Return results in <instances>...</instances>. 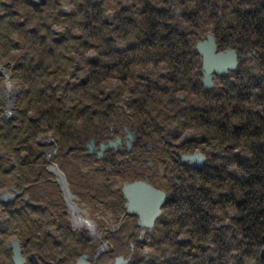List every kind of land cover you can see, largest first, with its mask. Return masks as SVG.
I'll use <instances>...</instances> for the list:
<instances>
[{
    "label": "trees",
    "instance_id": "trees-1",
    "mask_svg": "<svg viewBox=\"0 0 264 264\" xmlns=\"http://www.w3.org/2000/svg\"><path fill=\"white\" fill-rule=\"evenodd\" d=\"M22 1L18 5L19 9L16 4L5 5L4 1H0V61L4 64L9 62L5 67L10 70L12 84L20 90L17 93L15 120L0 118V189L15 183L16 190L21 191L13 204L0 206L3 222L6 223L5 230L0 232L4 237L2 239L18 240L24 246L22 256L36 254L45 257L41 261H47L48 264H68L77 254L76 247L81 251L88 248L80 238L82 233L71 231L66 224L60 187L45 174L44 165L48 164L42 161L41 152L34 154L29 144L38 135L49 134L67 152L64 155L67 160L71 155L79 160L78 171L72 169L71 172L74 170L75 173L71 176L65 169L70 168L72 162L67 164L60 161V165H56L65 175L71 193L81 197L82 191L91 188L84 185L88 179L80 173V168L101 165L102 169H90L89 173L112 175L128 181L143 179L145 175L142 167L140 170L132 167L141 166V154H146L148 144L158 145L159 148L152 150L153 154H158L160 150L167 152L174 147L170 145L177 143L180 136L190 130L192 136L185 140V147L198 149L202 144L207 147V144H211L209 140L228 144L230 148L241 145L244 147L241 150L243 156L238 168H242V172L247 169L253 173L249 177L240 175V178L229 174L230 182L227 181L228 174L225 171L234 157L226 156L218 160L220 163L226 161L223 168L218 166L208 171L207 166H204L188 178L180 175L188 182L183 186V192L175 193L177 211H183L192 204L203 216L195 220L196 224L187 230L191 240L193 237L198 242L192 244L189 240L186 247H180L175 243V235L178 237L185 231L173 234L170 228L164 229L157 222L149 233L150 240L140 249L142 251L147 247L157 251L163 259L159 264H249L253 250L261 243L258 231H262L260 227L252 226L250 217L264 219V207L256 212L252 201L253 196L259 197L264 193V176L260 175L259 170L260 166H264V59L260 56L253 66H249L253 59H245L232 75L224 77L233 78V82L221 81L217 83L219 89L204 91L216 98L217 94H225L227 98L224 108L207 107L203 94H196L197 90L192 89L197 86L201 89L202 86L199 84L200 58L193 51L197 37L191 30L197 26L196 22L193 23L194 17L202 22V19L211 20L215 25L213 34L216 35L220 49L230 47L238 52L247 50L253 45L252 42L258 41L252 40L254 33L264 34V18L259 16V11L239 9L240 6H250L251 0H225L227 6L224 19L218 16L219 0H181L180 7H173L166 2L162 8L159 3L154 7L152 3H147L142 11L132 4L130 8L121 9L110 25L103 23L109 6L105 0H83L81 4H73L78 0H62L69 3L70 11L67 12L55 11L61 6L60 0H46L40 6ZM234 13L238 17L227 19ZM189 21L193 26L187 32L185 24ZM53 23L55 26L63 24L65 30L62 35L54 34L51 28ZM218 29L221 33L219 36ZM136 34L141 36L137 43L120 50L118 43ZM219 37H222L221 41ZM91 52L97 55L94 62L88 58ZM9 59L13 60L10 62ZM79 60L88 69V75L84 80L69 82L71 70L84 69L78 63ZM148 68L152 69L147 76L143 71ZM257 68L262 70L255 72ZM139 70L142 72L136 75ZM137 77L145 82L138 84L140 89L129 84V80ZM151 78L156 79L150 81ZM113 80L118 81V88L107 91L106 82ZM179 91L193 93V98L197 96L199 107L190 104L183 106L186 98L184 102L178 101L175 104L174 94ZM126 92L132 97L129 96L123 102L124 97H127ZM122 104L126 110H131L128 120H132L136 128H132L137 140L132 144L131 151L124 149L122 154L106 151L100 160L95 155L87 156L85 146L91 139L99 146L115 132L110 129L115 130L118 120L121 122L124 117ZM167 105H170L169 109ZM258 108L260 110L257 111ZM235 119L240 128H231ZM205 131L209 134H204ZM250 162L253 163L252 167ZM207 171L209 176H213H210L211 181L206 178ZM223 176L229 191L227 194L225 190V196L224 190H221ZM232 181L239 183L237 190L246 199L242 201V206L239 205L244 215L240 220L245 225L236 229H215L218 243H213L218 245V250L212 248L211 254H206L211 248L203 250L205 235L210 230L214 216L207 215L208 209L205 212L201 206L205 200H212L214 204H219L224 198L226 202L232 200L230 192L236 186ZM207 182L219 190L214 198L207 192ZM47 190L50 193L45 194ZM52 190L59 197L55 203L50 204L45 200L55 196ZM95 190L100 198L103 191L112 198H116L119 192L111 193L105 184L90 192ZM169 207V203L165 204L164 213L167 215L164 216L169 217ZM209 213H212L210 209ZM182 226H186V223H182ZM52 228L54 233L50 231ZM113 237L108 239V253L99 257L97 264H104L106 258L114 261L127 252L130 264H155L152 258L144 261V258L139 257L141 251L133 253L129 244L126 247ZM58 239L62 242L58 243ZM0 260H4L1 264H13L9 251H1Z\"/></svg>",
    "mask_w": 264,
    "mask_h": 264
},
{
    "label": "rangeland",
    "instance_id": "rangeland-1",
    "mask_svg": "<svg viewBox=\"0 0 264 264\" xmlns=\"http://www.w3.org/2000/svg\"><path fill=\"white\" fill-rule=\"evenodd\" d=\"M0 1H4L6 3L5 5L16 4L17 8H18V5L23 2L22 0H0ZM25 1H27V3H29V4L31 3V5H35V6H40L42 4H45V2H46V0H25ZM53 1L57 2V0H53ZM82 1L83 0H78L77 2H74L73 4H81ZM105 1H106V4L109 6H107L106 13H105L104 18H103V23H105L106 25H110L114 22L116 15L118 14V12L121 9L130 8L132 6V4L136 5L137 10L142 11V9L144 8V6L147 3H152L153 7L157 6L159 3L161 5L160 8H162L163 7L162 5L166 4V2L169 4H172L173 7H175L177 5H178V7H180V1L181 0H105ZM219 2H220V10L218 12V16L220 19L221 18L224 19L225 12H226V6H227L226 1L225 0H219ZM59 4L61 6L55 11H58V12L70 11L69 3H66V2L60 0ZM83 5L85 6L86 4L83 3ZM249 5L250 6L245 5V6H240V7L238 6V7L241 11L258 10L259 14H261L259 16L264 18V0H251ZM47 6H48V4H47ZM231 13H233V11H231ZM49 14H51V13H49ZM240 16L242 17V14ZM246 16H248V15H246ZM236 17H238V14L234 13V15L228 16L227 19L236 18ZM194 18H195V20L193 21V23L196 22L197 26H194V28L191 31H193L195 33V36L197 37V39H196L197 41H196V44H195L193 51H195L196 54L200 58L201 79H200L199 84L202 87L200 89L197 86V88H192V89H194V91L197 90L196 94H200V95L203 94V96L205 97L204 101H206L205 105L207 107H208V105H211V106H214V108L215 107H223L224 108V105L227 102V98H226L225 94H217L218 96L216 98V97H213V94H206V93H204V91H209V90L214 89V88L219 89V85L217 83L218 82L221 83V81L229 80V82H233L234 81L233 78L229 77V79H225L224 77L232 75L237 70V68L239 66H241V64H243V61L245 59H251V60L253 59L252 65H249V66L255 65L256 60L260 56H263V59H264V34L258 35L256 33H254V35L252 36V40H258V41L252 42L253 45H251V47L249 49L244 50L242 52H238L237 50L230 48V47H226L225 49H220L218 42H217V39L215 38L216 35L213 34V30L215 28V25L211 23V20L207 21L206 19H202L203 20V22H202L197 17H194ZM239 19H242V18H239ZM185 25H186V31L189 32L190 30L188 28L190 26H193L192 22L189 21ZM62 26H63V24H60L59 26H55L53 23L51 28L53 29L54 34H57V36L62 35L64 33V30H65V27H62ZM184 28H185V26H184ZM74 34L79 35L77 33H74ZM220 34L221 33L218 29L217 35L219 36ZM207 37H211L214 40V44L216 46V55L224 54L227 51H232L236 55V63H237L236 67L233 71L227 70L224 75H220V76L212 75V79H211L212 87L209 89L204 88L203 75H202V73H203L202 57L197 53V50H196L197 45L206 42ZM140 38H141V36L136 34V35H132L130 38H128L124 42H119L118 45L120 47V50H125L127 47L134 45L135 43H137V40ZM221 38L222 37H219L218 39H220V41H221ZM237 44L238 43H236L235 45H237ZM13 56L15 57L16 54L14 53ZM88 58L94 62L97 60V55L94 52H91L88 55ZM12 60L9 59L10 62ZM7 63H9V62H7ZM78 63L83 66L82 68H84L83 62L81 60H79ZM250 63L251 62H247L246 64H250ZM6 64H4L3 61H0V82L2 81V84L0 86L1 87L0 88V118L4 117L6 120H15V118H16V112L15 111H16V105H17L16 99H17V93H19L20 90L15 88V86L12 84L11 73H10V70L5 67ZM151 69L152 68H148L147 70H145L143 72L148 76L149 70H151ZM257 70H262V69L257 68L255 70V72H257ZM141 72H142L141 70L136 71V75H139ZM161 73H163V72H161ZM87 75H88V69H85V68L84 69H73V70H71L70 75L68 76V80H69V82H78V81L86 79ZM155 79L156 78H151L149 80L153 81ZM164 82H166V81H162L161 83H164ZM192 82H194V79ZM192 82H191V86L193 84ZM139 83L143 84L145 82L143 81V79H139L138 77L129 80V84L135 85L138 89H140V86H138ZM118 86H119L118 81H115V80L107 81L105 89L107 91L108 90L112 91V90H116L118 88ZM174 95H175L174 97L176 100L175 104H177L176 102H178V101L184 102V100H185L184 98H186V103L182 104L183 106H189V104H190V106L194 105L196 107H199V105H200L199 100L197 99V96L195 98H193V95H194L193 93L187 92L185 94V92L179 91V92L175 93ZM125 96H127V97H124L123 102H126L127 98L129 96L132 97V95H130L128 92L125 93ZM230 96L233 97L232 95H230ZM235 96L236 95H234V97ZM231 105H235V104H231ZM167 108L169 109L170 105H167ZM124 109H125V106H124ZM258 110H260V109L258 108L257 111ZM123 112L125 113L124 117L121 118V122H120V120H118V123L116 125L117 126L116 128L119 129V131L117 132V133H119V135H116L114 132H113V134H110V135H113V137H115V138L117 136H120V137L124 136L123 131H122L124 128L127 130L129 127L136 129L135 126L133 127V121L130 119L128 120V117L130 116L129 113L131 112V110L129 111V110L125 109ZM153 115H154V113H153ZM12 125H13V123H11V127H12ZM233 126L240 128L239 123H238V121H236V119L233 120L231 123V128ZM116 128L114 131H116ZM134 129H132V130L135 133ZM110 131H112V128L110 129ZM189 131L190 130L186 131L184 135L180 136V138L176 141L177 143H173L174 147L170 150H167V152H169V153H167L164 150H160V151H158V154H153L152 150H156L159 147H158V145H156L154 143L148 144V147L146 148V154H144V153L141 154V159H140V161H141L140 165L141 166L132 167L135 170H140L142 167V169L144 171V175H145L143 177V179H137V180L135 179L134 181H128V180H124L123 178H115L112 175L107 176V175H104L102 173L99 175H97L96 173H92V172L89 173L90 169L92 171L102 169L101 165H95L94 164L90 168H84V169L80 168V173H83L84 178L88 179L87 180L88 182H84V185L88 186V189H90V188L91 189L82 191L81 195H80L81 197H77L76 199L70 196V202H69V200L68 201L65 200L63 212L65 213L64 220H65L66 224L68 225V227L73 232L83 233V234H81L82 237H80V238L86 242V246L88 248L84 249V251L83 250L81 251L80 248L76 247L77 248V254L73 258L70 259L68 264H76L77 261L84 255L90 256L93 259L96 255V253L101 250V246H100L99 242L101 239L105 240L104 236L108 235V233H107L108 230L103 229L101 227V224H104L105 221H108L110 214L112 213V211L109 210L110 208L108 209L107 207H105L104 204L108 201L107 205H109L110 207L117 206L119 204V200H120L119 196L121 194V191L123 190V187L127 184H131L134 182L145 183L144 181H151L152 183L160 184L158 178L156 177V176H158L162 180L161 184L172 185L174 187L175 193L179 194L180 192L184 191L185 188H183V186L186 184V182H188V180L182 179L180 177V175L184 176L185 178H188L193 173H195L194 171H199L200 168L205 166V165L206 166L209 165L211 167H218L219 166V168L220 167L223 168L224 163L226 161L223 160V162L220 163L218 160L221 157H226V156H230V158L234 157L233 158L234 160L231 162L230 166L225 171V174L226 175L228 174L227 175L228 176L227 181L230 182L229 174L232 176H237L238 178H240V175H247L249 177L253 173L252 170L249 171L246 169V170H243V172H242V168H240V169L238 168L241 165V161H242L241 156H243V153H241V150L244 147H241V145H237V148H230V145H228V144H225V143L222 144V142L217 143V140H216V142H212L211 140H209V143H211V144L210 145L207 144V147L205 144L198 146V149H195L192 146L185 147V144H184L185 140L192 136V134ZM207 133L209 134V132H207V131L204 132V134H207ZM166 134H167V132H165V135ZM110 138L111 137L108 136L105 143H102V144H108V141L110 140ZM91 140H94V139H91ZM114 141H116V140H114ZM164 141L168 142L167 138L164 137ZM109 143H112V142H109ZM29 144L33 147V149L35 151L34 154H40V152H41L42 161L43 162L45 161L48 164V165H44V170H45L44 172L46 175H48V178L50 176V178L52 179V182L54 184L56 183L59 185L60 190H61V197H62V200L64 201V196H63V191H62L64 182L63 181L61 182V178L64 177V179H65V185L67 186L69 195H72V193H71V190L69 188V183H68V181H66L65 175L59 170L57 165H60V161L63 163H67V164H69V162H72L71 167L65 169L66 173H68V175L71 176L72 173H75L74 170L71 172L72 169H76L78 171V163L77 162H79V160H77L76 158H73L72 155L70 156L69 160H67L64 157V155L67 152L64 151L63 148L60 147L59 144L56 143V140L49 136V134L38 135L35 138V140H32ZM38 145H40V148H38ZM99 146H96V144H95V147L97 150L99 149ZM85 148L87 149V144H86ZM202 149H204L203 150L204 152L201 151ZM110 152H112V151H110ZM148 152H150V153H148ZM112 153H114V152H112ZM246 153L249 154V152H246ZM196 154H200L202 157L206 156L207 157L206 164L204 161L203 166H201L197 169H193L188 165V163H185L182 161L183 156H194ZM55 159L58 160V161H56V163H55ZM52 161L54 163H52ZM247 163H249V161H247ZM52 164H55V165L57 164L56 166L62 175L57 173V171L54 169ZM112 167H110L109 169H112ZM251 167H252V163H251ZM186 169H187V171H185ZM259 170H260V175L264 176V166L263 167L260 166ZM256 171H257V169L255 168L254 172H256ZM176 173H179V174H176ZM223 175H224V173H223ZM164 176L166 178H164ZM206 178L208 180L211 179V177H207V176H206ZM168 180H170V182H168ZM225 180L226 179L224 177V180L221 181V184L223 185L222 186L223 189H221V190H224V193H223L224 196H225V190H226L227 194L229 193L228 185L225 184ZM59 182L62 183V186L60 185ZM176 183H177V185H176ZM233 183H236V186L234 187V189H232V192H230L233 195L232 200H230L229 202H226L225 199H223L219 202V204H213L214 201H212V200H207L209 202H207L205 200V204L203 203L204 205L201 206V208L205 209V212L208 209L207 215L214 216L213 220L210 223V227H209L210 230H208L206 235H205L206 236L205 241H204V244H205L204 248L205 249H203V250H208L206 248H211L206 254H211L212 248H214L215 251L218 250V245L216 244V243H218V240L216 238L217 231L215 229L221 230V229H224L226 227H233L236 229V228H238V226L242 227V226H240V224H238L236 219H240L241 217L244 216L243 213H241L242 210L239 207V203L242 206V201L245 199V196L243 195V193H241L240 191L237 190V188L239 187L238 186L239 183L238 182H233ZM104 184L108 187V190L111 193L119 191L117 193L116 198L109 197V195H107L104 191L101 192L102 198H100V196L97 195V192H98L97 190L90 192L92 189L102 187ZM207 187H208L207 192L211 193L210 197L214 198V196L218 193L219 190H216L215 186H213L211 184V182H207ZM229 187H232V186L230 185ZM47 193H50V190H47L45 192V194H47ZM20 194H21V191L16 190L15 183H11L9 186L0 189V206L7 207V206L13 204ZM54 195L55 196L47 197L45 201L49 202L50 204L55 203L58 200L57 197H59V194L55 193ZM122 195H123V192H122ZM187 195L190 196L189 192L187 193ZM6 196H8V198H6ZM94 196H96V197L93 198ZM123 197H124V195H123ZM262 199H264V196H262L260 198V200H258L255 203L254 206L256 207V211H258L259 209L264 207V202H260ZM100 200H102L103 202H99ZM25 201H27V198H25ZM125 201H126V199H125ZM71 202L76 205V207L79 209V212H78V210L74 209L76 207H73L70 205ZM77 204H78V206H77ZM165 204H166V202H165ZM165 204L161 208L162 213H163V210L165 211V209H163L165 207ZM209 209L211 210L212 213H209ZM201 211H203V210L201 209ZM205 212H201V213L205 214ZM168 213L170 215H169V217L166 216L167 220L169 221L171 218L173 220V225H172V227H165L164 229L170 228V230H172L173 234H176V233L180 232L181 230L185 231L183 233H186V235L181 233V235L178 237L175 235V243L178 244V246L181 245L180 247H183L185 245L184 247H186L187 243H189V240L192 242V244L195 242H198V239H193V237L191 240L190 234L187 232V230H189L190 228H192L194 226V224H196L195 220H199V218L201 219V216H202L193 208L192 204H189L187 209H185L183 211H181V210L173 211L172 214H171L170 210L168 209ZM163 214L167 215V213H163ZM111 216H112V214H111ZM47 217L50 218L49 216H47ZM76 218H78L81 221H84L87 224L82 225L81 223H79V220H76ZM68 220L70 223H68ZM134 222L136 224V219L133 221V223L132 222L130 223L131 226H127L125 228H122V230H123L122 236L117 239L118 241H121V244H123V245L127 242V244L129 243L130 248H131V246H133V250H132L133 253H135L136 250H137V252L141 251L140 246L144 247L145 242L150 240L151 235L149 233L152 232L153 228L157 224V222L155 221L156 223H154L153 228L150 230H147V229H143L141 227L139 228L138 223H137V226L135 227ZM182 223H186V226L183 227ZM235 223H236V227H234ZM5 227H6V223L3 222V214L0 211V232L1 233H3V231L5 230ZM262 236H264V232L260 237H262ZM2 238H4V237H3V235L0 234V241H1L0 243L3 244V246L0 249V253H1V251H4V248H3V247H5L4 244L6 245V248H9L8 246H9L10 241L14 240V239H11L9 241H5L7 239L3 240ZM213 242H216V243H213ZM127 244H125L126 247H127ZM257 253H259V254L257 255ZM127 254H128V252L125 254V256H123L126 259L130 258L129 255H127ZM263 254H264V244L261 245V243H260V245L257 246L253 250V255L249 258V261L251 260L249 262V264L256 262L255 258L258 256L262 257ZM144 255H146L147 257H145ZM233 256H235V255H233ZM139 257L144 258V261H148V258H152L153 259L152 261L153 262L155 261V264H159V263L163 262L162 261L163 259H161L159 257L157 251L155 252L153 249H150L147 247H145L141 251V254ZM12 258H13V254H12ZM118 258H121V256L117 257L114 261L109 260L108 258H106L105 260L109 264H115V261ZM3 261L4 260H0V264ZM106 262L104 261V264ZM12 263L15 264L13 262V259H12ZM144 264H146V263H144Z\"/></svg>",
    "mask_w": 264,
    "mask_h": 264
},
{
    "label": "water",
    "instance_id": "water-1",
    "mask_svg": "<svg viewBox=\"0 0 264 264\" xmlns=\"http://www.w3.org/2000/svg\"><path fill=\"white\" fill-rule=\"evenodd\" d=\"M197 53L202 57V69H203V85L205 89L212 87L211 79L212 75H224L227 70L233 71L236 67V55L232 51H227L224 54L216 55V46L214 40L211 37L206 38V42L198 44L196 47ZM127 149L130 150L131 142L133 141V134H128ZM120 143V139L108 144H101L97 150L95 147V141L91 140L87 144V156L96 155L100 160L108 150H113L116 145ZM182 161L188 163V165L197 169L204 164V158L200 154L194 156H183ZM57 173L61 174L55 164H52ZM202 168V167H201ZM62 175V174H61ZM63 177V176H62ZM63 183V196L66 201L70 202V195L68 193L67 186L65 185L64 177L61 178ZM60 185L62 186V183ZM123 195L126 199L127 212L138 217V226L150 230L153 228L155 221L161 215V208L166 202V196L163 192L157 191L150 185L143 182H134L127 184L123 187ZM8 198V196H6ZM75 207L74 203H70ZM13 262L15 264H24V259L21 257L20 248L17 242L12 244ZM86 255L82 256L76 264H89ZM115 264H125L122 258H118Z\"/></svg>",
    "mask_w": 264,
    "mask_h": 264
},
{
    "label": "flooded vegetation",
    "instance_id": "flooded-vegetation-1",
    "mask_svg": "<svg viewBox=\"0 0 264 264\" xmlns=\"http://www.w3.org/2000/svg\"><path fill=\"white\" fill-rule=\"evenodd\" d=\"M113 131L114 130L112 129L111 132H113ZM118 131H119V129L116 128V131L114 133L116 135H119V133H117ZM122 131H123V134H124L123 137L117 136L115 138V137H113V135H110L111 138L108 141V143L109 142H114V140H117V139H120V143L116 145V148L115 149L109 150V151H112L114 153H121V154L123 153L124 149L127 152H130L131 151L132 144H134V141L137 140V135H136V133L133 132L132 127H129L128 130L124 128ZM129 133L133 134V141L131 142V148L128 151V149H127V143L129 142V140H128L127 137H128V134ZM166 143H167V141H166ZM170 146H173V145H170ZM203 158H205L204 161H205V164H206L207 157L205 156ZM252 166H253V163H252ZM203 167L200 168V170L203 169ZM206 168L208 169V171L214 169V167H211L209 165H207ZM208 171L206 172V176L207 177H210L211 175L210 176L208 175L209 174ZM156 177L158 178L160 184L152 183L151 181H144V182L147 183V184H149L155 190L161 191V192H163L165 194V196H166V204H168V203L170 204V207L168 209L170 210V212L172 214L173 211H177V205H176L177 200H175L174 187L172 185H170V184L169 185H163V184H161V181L162 180L158 176H156ZM211 177H213V176H211ZM234 177H237V176H234ZM164 178H166V177L164 176ZM168 182H170V180H168ZM255 193H256V191H255ZM172 194H173V196H172ZM70 196L73 197V198H75V199L77 198V196H75L73 194L70 195ZM262 196H264V193H262L259 198L257 196H253L252 197V201L254 202V204L258 200H260V198ZM119 198H120L119 204L117 206H114V207H110L109 205H107L108 204V201L106 203L104 202L105 203L104 204L105 207H107L108 209L110 208L109 210L112 211V213H111L112 216L110 214V217H109L108 221H105L104 224H101V227L103 229L108 230L107 233H108L109 236L106 235V236H104L105 240H102V239L100 240L99 243H100V246H101V250L96 253V255H95V257L93 259L90 256H87L86 255L88 257L87 261H88L89 264H97V261L96 260L99 257H101V255L108 253V250L110 249L108 239L111 238V236H114L113 238H115V239H118L119 237H121L122 236V233H123L122 228H125L127 226H131L130 223L131 222L133 223V221L135 219H136V224L134 222V226L135 227L137 226L138 218L136 216L132 215V214L127 213V208H126V205H125L126 204V201H125V199H124V197L122 195V191H121V194H120ZM243 201H246V199H244ZM64 202H65V199H64ZM99 202H103V201L100 200ZM260 202H264V199H262ZM214 203L215 202H213V204ZM239 205H240V203H239ZM77 206H78V204H77ZM75 207H76V205H75ZM74 209L75 210H78V212H79V209L77 207L74 208ZM256 212H258V211H256ZM163 213H164V210H163ZM163 213L161 212V215L156 220V222H160L164 227H172L173 220L170 218V220L167 221V217L164 216ZM255 215L257 216V214H255ZM251 218H252V221H253V225H252L253 227L254 226L260 227L261 226L259 229H262L263 231H260L258 228L257 229L259 230L258 231V234H261L262 235L263 232H264V219L256 220L255 219V216H252ZM236 221L239 222L238 224H240V226L245 225L242 222V219L241 220L240 219H236ZM68 223H70L69 220H68ZM50 231H51V233H54V228L50 229ZM263 237L264 236L261 237V245L264 244V238ZM9 240H11V239H9ZM9 240H5V241H9ZM14 242H17L18 243L19 248H20V254H21V257L24 259V263L25 264H48L47 261H44V262L41 261L45 257L38 256L36 254H31L30 253L27 257L22 256V251L24 250V246L18 240H15V239L10 241L9 246H8L9 248H6V245L5 244H4L5 247H3L5 251H7V252L9 251L11 253V260H12V244ZM52 242H55V240H52ZM60 242H62V240L58 239V243H60ZM125 244H127V242ZM125 244H124V246H125ZM2 246H3V244L0 243V249H1ZM131 250H133V246H131ZM258 254L259 253H257V255ZM121 258L125 261V264H130V258H127L126 259L123 256H121ZM255 259H256V262H254L252 264H263L264 263V254L262 255V257H259L258 256ZM52 264H54V263H52Z\"/></svg>",
    "mask_w": 264,
    "mask_h": 264
},
{
    "label": "bare ground",
    "instance_id": "bare-ground-1",
    "mask_svg": "<svg viewBox=\"0 0 264 264\" xmlns=\"http://www.w3.org/2000/svg\"><path fill=\"white\" fill-rule=\"evenodd\" d=\"M76 220H79L78 218H76ZM79 223H81L82 225L84 224V225H86L87 223H85L84 221H81V220H79ZM89 227V226H88Z\"/></svg>",
    "mask_w": 264,
    "mask_h": 264
}]
</instances>
